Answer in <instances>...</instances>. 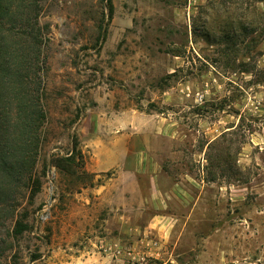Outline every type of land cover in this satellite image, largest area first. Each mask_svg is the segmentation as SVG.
<instances>
[{"label": "rangeland", "instance_id": "1", "mask_svg": "<svg viewBox=\"0 0 264 264\" xmlns=\"http://www.w3.org/2000/svg\"><path fill=\"white\" fill-rule=\"evenodd\" d=\"M222 1L39 0L3 264H264V0Z\"/></svg>", "mask_w": 264, "mask_h": 264}, {"label": "trees", "instance_id": "2", "mask_svg": "<svg viewBox=\"0 0 264 264\" xmlns=\"http://www.w3.org/2000/svg\"><path fill=\"white\" fill-rule=\"evenodd\" d=\"M238 1L222 2L236 6ZM39 8V0H0V207L9 205L8 188L19 184L25 170L31 168L40 144V128L45 118L40 104L42 88L36 77L38 71H32L25 52L28 37L37 50L40 45L41 35L35 33ZM77 151L78 142L74 138L71 154L53 157V165L75 173ZM29 178L32 179V173ZM14 212L12 207V215ZM26 226L18 219L9 235L15 238ZM7 241L0 238V257L5 256Z\"/></svg>", "mask_w": 264, "mask_h": 264}, {"label": "crops", "instance_id": "3", "mask_svg": "<svg viewBox=\"0 0 264 264\" xmlns=\"http://www.w3.org/2000/svg\"><path fill=\"white\" fill-rule=\"evenodd\" d=\"M154 178V177H153ZM175 186H179L180 187V185L178 184V182H175ZM181 188V187H180Z\"/></svg>", "mask_w": 264, "mask_h": 264}, {"label": "built area", "instance_id": "4", "mask_svg": "<svg viewBox=\"0 0 264 264\" xmlns=\"http://www.w3.org/2000/svg\"><path fill=\"white\" fill-rule=\"evenodd\" d=\"M199 99L202 100V96H199Z\"/></svg>", "mask_w": 264, "mask_h": 264}]
</instances>
